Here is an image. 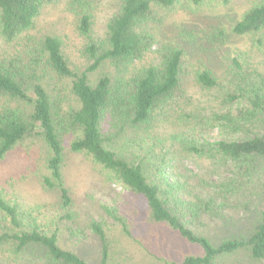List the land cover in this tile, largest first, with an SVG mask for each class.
I'll return each instance as SVG.
<instances>
[{
  "label": "rangeland",
  "instance_id": "374dc122",
  "mask_svg": "<svg viewBox=\"0 0 264 264\" xmlns=\"http://www.w3.org/2000/svg\"><path fill=\"white\" fill-rule=\"evenodd\" d=\"M122 1L56 0L47 4L32 27L14 41L6 42L0 37V60L24 55L32 58L37 65V78L50 95L64 151L63 185L71 203L64 207L59 188L46 183V179L51 178L48 161L52 153L40 131L28 134L0 159V198L23 212L22 228L37 224L48 233L57 230L63 247L83 254L94 264L98 261L99 244L90 228L93 220L101 221L106 228L112 264L181 262L186 256L202 254V249L185 241L169 226L153 222L143 198L126 188L91 156L71 151L72 141L81 134L73 122L80 102L73 91V78L54 71L43 53L44 39L56 37L70 68L77 73L87 70L95 61L89 51L91 46L98 56L108 50L109 23L120 12ZM262 1L203 0L197 6L186 2L171 8L155 6L141 55L131 62L105 59L89 73L92 84L103 75H109L131 86L150 66L161 65L175 50L182 51L180 87L157 108L150 121L138 129L135 147L124 144V133L118 134L114 142L117 141L126 154L125 148L135 156L144 157L155 179L161 176L157 163L163 162L164 175L180 185L179 197L185 201L207 198L215 192L222 177L230 175L216 161L186 152L185 138L203 143L243 135V132L229 133L213 126L210 120L216 114L231 110L232 105L225 102V96L233 70L238 72L234 59L249 79L264 81V30L245 35L233 30L242 15ZM85 14L90 17L88 33L80 27ZM30 58L23 60L29 62ZM203 71H209L219 81L218 86L209 88L199 82L198 74ZM29 93L35 96L32 89ZM7 106L27 115L31 113V106L0 95V110ZM257 205L254 197L241 196L231 201L223 209L232 219L230 225L208 216L196 220L187 217L185 222L197 233L214 239L226 238L233 234L228 229L234 231L235 224L243 226L253 220V208ZM106 208L127 221L130 234L123 231ZM4 216L0 212V230L10 231L9 219ZM8 259L10 262L18 260L12 246L5 245L0 248V262L9 264ZM21 260L18 261L21 263ZM31 264L41 263L33 261ZM215 264L263 263L252 260L245 252H238L220 258Z\"/></svg>",
  "mask_w": 264,
  "mask_h": 264
},
{
  "label": "trees",
  "instance_id": "16d2710c",
  "mask_svg": "<svg viewBox=\"0 0 264 264\" xmlns=\"http://www.w3.org/2000/svg\"><path fill=\"white\" fill-rule=\"evenodd\" d=\"M55 1L0 0V37L6 42L14 41L32 27L47 4ZM202 1L123 0L120 12L109 23L108 50L98 56L91 46L89 51L95 61L81 73L70 68L61 42L56 37L47 36L44 39L43 53L54 71L73 78V91L80 102L79 110L73 115V122L81 134L72 141L71 151L91 156L126 188L143 198L153 222L169 226L185 241L202 249L200 255H189L181 262L170 264H215L220 258L238 252H245L252 260L264 264V81L249 79L240 70L238 60L234 59L238 72L233 70L225 96V102L232 105L231 110L216 114L210 124L229 133L243 132V135L236 139L203 143L194 138L192 141L185 138L187 143H183L188 145L186 152L216 161L218 166L230 172V175L222 177L212 195L188 202L179 197L180 185L170 182L164 175L163 162L157 163L161 176L155 179L148 162H144V157L135 156L127 148L126 154L124 148L117 141L114 142L118 134L124 133V144L135 147L138 129L149 122L157 108L168 101L180 87L182 51L175 50L161 65L150 66L131 86L121 80L115 81L109 75H103L94 84L89 79V73L96 70L105 59L131 62L141 55L146 42L145 31L149 28V17L155 6L171 8L179 2L197 6ZM80 27L84 33L89 32L88 15L81 17ZM233 30L239 35L262 32L264 1L249 8ZM23 58L30 57L24 55L22 58L0 60V95L31 106L29 115L13 106L0 110V159L28 134L40 131L52 153L48 161L51 178H47L46 183L59 188L64 207H67L71 199L63 185L64 151L55 124L51 98L37 78L35 61L30 58L26 62ZM198 80L209 88L219 84L209 71L199 73ZM30 89L34 92V97L29 93ZM241 196L256 198L258 205L253 208L252 221L243 226L235 224L234 231L228 229L233 232L230 237L214 239L187 226L185 218L196 220L203 216H208L211 220L219 218L225 225H230L232 219L223 209ZM106 211L120 223L125 233L130 234L128 223L123 217L109 208ZM0 212L9 219L11 225L10 231L0 230V248L12 246L18 260L22 259V264H31L33 261L41 264H94L83 254L63 247L57 230L48 233L37 224L30 225L29 229L22 228L23 212L18 206L1 198ZM90 228L99 244L97 264H112V250L104 224L93 220ZM18 260L7 261L9 264H21Z\"/></svg>",
  "mask_w": 264,
  "mask_h": 264
}]
</instances>
